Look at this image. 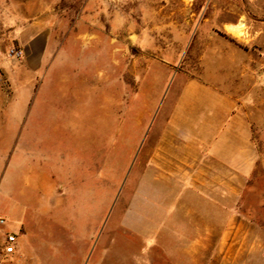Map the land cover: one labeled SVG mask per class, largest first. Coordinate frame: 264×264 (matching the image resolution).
I'll list each match as a JSON object with an SVG mask.
<instances>
[{"label":"rangeland","instance_id":"1","mask_svg":"<svg viewBox=\"0 0 264 264\" xmlns=\"http://www.w3.org/2000/svg\"><path fill=\"white\" fill-rule=\"evenodd\" d=\"M194 80L252 129L240 192L166 172ZM0 264H264V0H0Z\"/></svg>","mask_w":264,"mask_h":264},{"label":"crops","instance_id":"2","mask_svg":"<svg viewBox=\"0 0 264 264\" xmlns=\"http://www.w3.org/2000/svg\"><path fill=\"white\" fill-rule=\"evenodd\" d=\"M41 42L38 37L36 46ZM164 143L166 151L186 153L179 160L181 171H166L167 174L189 177L185 186L201 193L213 189L228 194L240 192L246 188L259 160L252 129L236 113L233 98L219 88L195 80L184 87L169 115ZM173 163L177 169V162ZM165 168L172 167L167 163ZM217 172L222 176L220 185L210 182ZM231 176L238 178V187L231 184Z\"/></svg>","mask_w":264,"mask_h":264},{"label":"built area","instance_id":"3","mask_svg":"<svg viewBox=\"0 0 264 264\" xmlns=\"http://www.w3.org/2000/svg\"><path fill=\"white\" fill-rule=\"evenodd\" d=\"M12 55L16 58H21L23 53L21 51L13 50ZM1 223H4V221H1ZM19 243V238L16 234H12L7 238L5 247H4V253L8 257H12L17 253V245Z\"/></svg>","mask_w":264,"mask_h":264}]
</instances>
